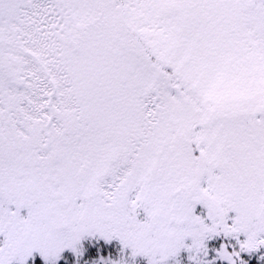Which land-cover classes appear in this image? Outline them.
<instances>
[{
    "label": "snow or ice",
    "instance_id": "obj_1",
    "mask_svg": "<svg viewBox=\"0 0 264 264\" xmlns=\"http://www.w3.org/2000/svg\"><path fill=\"white\" fill-rule=\"evenodd\" d=\"M0 264H264V0H0Z\"/></svg>",
    "mask_w": 264,
    "mask_h": 264
}]
</instances>
